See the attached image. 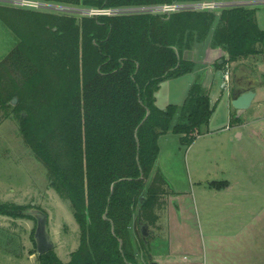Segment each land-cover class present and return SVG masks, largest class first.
Wrapping results in <instances>:
<instances>
[{"label":"trees","instance_id":"1","mask_svg":"<svg viewBox=\"0 0 264 264\" xmlns=\"http://www.w3.org/2000/svg\"><path fill=\"white\" fill-rule=\"evenodd\" d=\"M86 8H137L201 0H45ZM0 7L19 38L0 60V108L9 99L27 113L21 133L47 171L49 187L67 201L79 229L78 247L62 262L53 250L39 264H152L139 226L158 219L167 193L157 169L159 136L190 145L213 107L197 73L180 105L159 108L161 82L197 72L194 48H219L230 61L260 49L264 31L255 10L181 11L83 16ZM187 54V55H186ZM11 102V101H10ZM15 203L0 215L29 217ZM106 214V218H104ZM36 219V218H35Z\"/></svg>","mask_w":264,"mask_h":264},{"label":"rangeland","instance_id":"2","mask_svg":"<svg viewBox=\"0 0 264 264\" xmlns=\"http://www.w3.org/2000/svg\"><path fill=\"white\" fill-rule=\"evenodd\" d=\"M63 5L86 8L71 4ZM0 7L11 8L13 6L0 3ZM244 7L255 10L256 22L264 30V4ZM217 9L220 10L212 12L219 15L222 10L227 8ZM55 14L78 18L87 16L79 13L77 9L71 12H55ZM18 42L19 38L0 19V60L4 59ZM262 49L264 50V44ZM208 51L205 46H202V48L196 47L194 50L187 52L188 55H186L192 58L198 66L203 67L201 62L204 61L203 56ZM260 55L261 62L258 60V63H256V59L253 60L254 58L247 59L245 62L230 61L228 55L223 54L213 62L211 67L212 69H222V74L217 72L214 76L212 71L209 74L206 71L202 75V72H199V75H202V84L206 83L209 87L210 103L213 107L210 123L200 127V136L197 137L198 134L197 138L195 137L194 144L185 145L178 142L176 144L171 143L168 146L170 152V154L168 153L169 165L174 166L176 174H167L172 183L168 179L169 190L164 195L159 196L153 207L158 219L159 216H162L165 222L167 221L168 211L163 210L167 201H170L174 214L177 213L176 202H189L188 199H191L193 190L190 182L191 185L193 182L194 186L197 177L200 180L209 182L211 180H221L219 179L220 172L225 175L228 174L231 165L246 166L250 172L246 173V176L253 183H256L261 192L264 193V121L260 123L258 121L264 116V92L261 95L257 94L253 104L239 117H236V111L230 104L233 89L232 78L235 74L241 72V65H247L248 63L254 66L255 75L261 82L264 80V53L262 52ZM225 73L229 74L230 81L227 90L221 88ZM195 79L196 76L191 79V84ZM186 80L189 81L190 78L186 76L163 81L156 93L157 105L162 107L169 95H172L176 103L182 104L191 87H188ZM14 97L11 100L9 99L10 107L7 112L0 108V202L15 203L20 206L19 210L25 212L29 217H0V264H39L34 235L36 230L35 218L41 214L46 215V230L54 243L52 250L65 263L69 261L70 253L78 247V225L73 218L69 203L59 198L55 191L49 187L45 167L35 158L30 146L24 140L21 133V116L24 115L23 117L26 118L27 113L14 108L12 104ZM260 101H263V106L256 109ZM17 104H19L18 98L15 105ZM261 111L263 115L260 114ZM240 123L246 125L244 127L238 126ZM227 126H229V129L225 130ZM251 129H256L257 132L258 130L261 131L262 134H259L262 137L260 143L257 140L251 141L246 138L248 133H252L253 130ZM237 132H243V141L236 138ZM230 136L232 137L231 140L229 139ZM207 151H211L212 156L216 159L209 158L208 160V154L202 156ZM234 152H237V161L236 158H231V154ZM239 177L245 178V175L241 174ZM236 180L240 182L239 179ZM175 184L177 187L181 186L186 190L185 197L179 194L181 196L179 198L177 191L174 189ZM257 200L253 208L240 205V212L248 214L251 211L257 212V209L261 206L264 207V196H257ZM227 210L228 213L233 212L232 208ZM186 213H189V211L187 210ZM157 220L150 222L149 226L155 231L163 230V225L157 223Z\"/></svg>","mask_w":264,"mask_h":264},{"label":"crops","instance_id":"3","mask_svg":"<svg viewBox=\"0 0 264 264\" xmlns=\"http://www.w3.org/2000/svg\"><path fill=\"white\" fill-rule=\"evenodd\" d=\"M249 1H256L258 5L264 4V0ZM259 29L261 28L259 27ZM261 30L264 31L263 29ZM263 44L256 45V48L260 49L261 52L238 60V62H245V60L251 58H254L253 60L256 59V63H258V60L261 62L259 56H261L262 52L264 53L262 49ZM207 49L209 51L205 52L203 56L204 61L201 62L203 67L200 66L197 72L188 73L174 79L188 76L190 80H186V82L189 85L188 87H190L192 85L191 79L199 72L205 73L207 71L206 73L209 74L212 71L214 76L217 72L222 74V69H212L211 67L214 61L226 53L219 48ZM240 67L241 72L235 74L232 78L233 84L236 79L242 87L251 86L255 91L254 99H256L257 94L261 95L264 92V80L261 82L257 75H255L254 66L247 63V65H241ZM203 86L207 89L209 95L208 85L205 83ZM156 93L155 103L157 102ZM260 102L257 104L256 109L263 106V101ZM169 104L180 105L175 102L172 95L167 96V101L162 107H159L156 103L159 108H165ZM260 114L263 115L264 113L262 114L261 111ZM258 121L259 123L264 121V116ZM208 123L210 122L208 121ZM245 125L243 123L238 124V126L242 127ZM251 130H253L252 133H248L246 138L251 141L257 140L260 143L262 137L259 134L261 131L258 130L257 132L255 131L256 129ZM199 136L200 134L197 137ZM236 136L239 141L244 140L243 132H237ZM229 139L231 140L232 137L230 136ZM178 142L181 144L180 135L172 133L161 135L157 140L159 146L157 169L164 175L167 182L168 179L171 182V179L167 176L168 173L176 174L174 166L171 167L169 165L168 158L170 152L168 146L171 143L176 144ZM194 143L192 142V144ZM206 154H208V160L209 158L216 159L212 156L211 151L205 152L202 156ZM236 154L237 152L232 153L231 158H236L237 161ZM211 161L214 162L213 160ZM228 171L226 175L220 172L219 179L221 180H211L209 182L207 180H200L197 177V182L196 184L194 183V186L193 182L191 185L189 181L190 186L193 187L191 199H188L189 202H176V214L172 211L173 208L170 201L166 202L163 210L168 211L167 221L165 222L162 216H159L157 220V223L163 225V230L159 229L155 231L149 226L150 234L147 244L152 254V262L156 264H264V207L261 206L257 209V212L251 211L248 214L241 213L239 210L240 205L253 208L256 205L254 203L258 201L257 196H264V193L261 192L256 183H253L246 176V173H250L246 166L231 165ZM241 174L245 175V178H240L239 175ZM236 179H239L240 182ZM174 189L178 195L182 194L185 197L186 190L184 188H181V186L177 187L175 184ZM238 196L241 197L239 198ZM228 208H232L233 212L228 213ZM187 210L189 213H186ZM0 217L4 216L0 215Z\"/></svg>","mask_w":264,"mask_h":264},{"label":"built area","instance_id":"4","mask_svg":"<svg viewBox=\"0 0 264 264\" xmlns=\"http://www.w3.org/2000/svg\"><path fill=\"white\" fill-rule=\"evenodd\" d=\"M201 1H187V2L174 1L172 3H165L161 5H154L148 7H137V8H74L63 4L48 2L45 0H0V3L7 4L9 6H13L14 8H18V9L52 13V14H55V12H71L77 9L79 13L90 17L101 16V15L113 16L119 14L146 13V12L152 14H159V15H170L172 13L189 11V10L212 12V11L220 10L217 8L223 9V8H231L236 6H250V5L258 4L256 1H249V0H245V1L203 0L202 2ZM229 82H230L229 74L225 73L223 75V82L221 84V88L227 90L229 88ZM225 129H229V126H227Z\"/></svg>","mask_w":264,"mask_h":264},{"label":"water","instance_id":"5","mask_svg":"<svg viewBox=\"0 0 264 264\" xmlns=\"http://www.w3.org/2000/svg\"><path fill=\"white\" fill-rule=\"evenodd\" d=\"M76 23H79V18L76 19ZM255 97L254 89L249 87H242L236 79L234 80V85L231 93V101L230 104L233 109L236 111V117H239L245 110H247ZM17 103V98L14 97L12 99V104L15 105ZM106 218V214L103 216ZM46 215L41 214L36 216V230H35V242H36V251L38 255L47 253L52 250L54 247V243L51 240L49 233L46 230ZM140 234L142 240L145 244H147V239L150 234L149 225L147 223H141L139 226ZM152 258V256H151ZM152 264H156L152 262Z\"/></svg>","mask_w":264,"mask_h":264},{"label":"flooded vegetation","instance_id":"6","mask_svg":"<svg viewBox=\"0 0 264 264\" xmlns=\"http://www.w3.org/2000/svg\"><path fill=\"white\" fill-rule=\"evenodd\" d=\"M234 85V84H233Z\"/></svg>","mask_w":264,"mask_h":264}]
</instances>
